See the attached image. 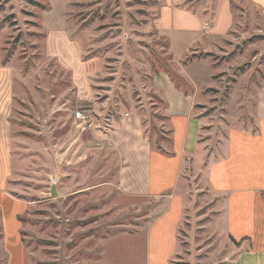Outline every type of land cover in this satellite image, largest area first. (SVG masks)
<instances>
[{
    "label": "rangeland",
    "instance_id": "1",
    "mask_svg": "<svg viewBox=\"0 0 264 264\" xmlns=\"http://www.w3.org/2000/svg\"><path fill=\"white\" fill-rule=\"evenodd\" d=\"M195 1L211 12L212 23L223 0ZM226 1L233 14L229 32L175 65L156 26L160 0H0L2 56L14 69L16 94L13 169L0 193V264H148L147 232L160 200L119 188V159L102 135L110 116L129 110L143 117L158 146L168 143L157 124L160 112L148 123L161 107L151 79L164 69L194 90L178 65L199 87L196 113L206 155L187 160L190 191L172 264L232 263L235 244L218 221L225 204L210 192L207 171L210 158L224 156L229 128L259 130L264 0ZM50 12V27L63 25L80 59L94 61L81 69L80 95L60 58L45 50ZM89 69L95 72L90 80ZM78 110L92 118V128L74 120Z\"/></svg>",
    "mask_w": 264,
    "mask_h": 264
},
{
    "label": "crops",
    "instance_id": "2",
    "mask_svg": "<svg viewBox=\"0 0 264 264\" xmlns=\"http://www.w3.org/2000/svg\"><path fill=\"white\" fill-rule=\"evenodd\" d=\"M160 1L156 26L175 65L188 54L210 50L232 27L233 14L226 0L212 23L211 12L200 9L195 0ZM51 18V12L44 16L43 26L48 32L45 50L60 58L57 60L68 70L73 90L80 95L81 69L87 71L94 61L80 59L65 27H50ZM70 56L73 59H68ZM181 67L178 65L176 71L194 90L179 86L164 69L155 72L151 79L154 104L161 107L153 111L148 123L155 122L160 112L162 119L157 124L169 134L168 143L158 146V136L154 132V137L148 135L143 117L129 110L110 116V127L102 135L104 143L119 159V188L131 195L160 200L147 232L148 264H172L185 215V198L190 191L185 175L187 160L203 159L206 155L200 141L203 121L196 113V80L186 72L185 65ZM84 74L90 80L95 72L89 69ZM14 79L10 61L3 63L0 35V193L13 169ZM257 121L256 133L229 128L224 156L209 159L207 185L225 204L218 221L223 224L226 236L237 243L234 242L235 256L230 264H264V107ZM93 126L94 122L90 128Z\"/></svg>",
    "mask_w": 264,
    "mask_h": 264
},
{
    "label": "built area",
    "instance_id": "3",
    "mask_svg": "<svg viewBox=\"0 0 264 264\" xmlns=\"http://www.w3.org/2000/svg\"><path fill=\"white\" fill-rule=\"evenodd\" d=\"M75 118L78 121V123L80 124V126H83L84 130L88 126L89 127L92 126V123H93L92 118L88 114H86L84 111L78 110L75 113Z\"/></svg>",
    "mask_w": 264,
    "mask_h": 264
},
{
    "label": "trees",
    "instance_id": "4",
    "mask_svg": "<svg viewBox=\"0 0 264 264\" xmlns=\"http://www.w3.org/2000/svg\"><path fill=\"white\" fill-rule=\"evenodd\" d=\"M49 9H50V7H49ZM49 9H48V10H49ZM2 50H3V49H2ZM7 62H8V58H4V57H3V63L6 64ZM233 242H235V241L233 240ZM235 243H236V242H235ZM236 244H237V243H236Z\"/></svg>",
    "mask_w": 264,
    "mask_h": 264
}]
</instances>
